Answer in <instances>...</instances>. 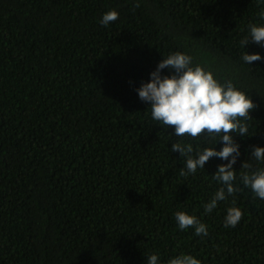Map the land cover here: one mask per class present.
Segmentation results:
<instances>
[{
    "label": "trees",
    "instance_id": "1",
    "mask_svg": "<svg viewBox=\"0 0 264 264\" xmlns=\"http://www.w3.org/2000/svg\"><path fill=\"white\" fill-rule=\"evenodd\" d=\"M109 10L119 18L102 26ZM261 11L264 0H0V264H147L150 254L264 264V199L240 180L244 162L264 167L251 157L264 147V47L241 44L249 24L264 25ZM175 52L255 105L248 135L232 134L242 190L208 214L222 186L212 175L227 161L185 177L171 147L223 142L177 137L136 91ZM244 53L262 59L247 64ZM233 206L243 216L225 227ZM177 211L208 235L180 230Z\"/></svg>",
    "mask_w": 264,
    "mask_h": 264
},
{
    "label": "clouds",
    "instance_id": "2",
    "mask_svg": "<svg viewBox=\"0 0 264 264\" xmlns=\"http://www.w3.org/2000/svg\"><path fill=\"white\" fill-rule=\"evenodd\" d=\"M135 7H139L138 4ZM264 19V11L259 13ZM119 13L109 10L102 15L100 24L108 26L118 20ZM249 34L241 40L244 47L251 38V42L264 47V25L249 24ZM241 59L251 64L260 61L258 53H244ZM193 58L181 52L169 54L157 64L155 71L150 73V79L141 83L136 89L141 101L148 103L151 117L166 127H173L177 137L185 135L198 138L203 134L219 136L223 142L222 148L217 151L214 147L200 150L199 145L194 150L192 144L173 143L171 150L179 152L185 157V164L180 169L181 176L195 174L198 168H204L210 158L217 157L227 163L217 165L212 179L222 186L214 193L209 202L203 205L204 213L208 214L217 207L219 201H225L228 196H234L241 191L234 185L236 171L233 165L239 157V145L233 140L234 133L241 137L248 135V125L242 121L252 119L250 110L255 108L252 100L245 93L236 89L231 81L223 84L214 79L213 73L205 71L200 65L192 67ZM174 70L171 75H161L163 69ZM217 142V141H216ZM195 151V155L193 153ZM251 157L257 164L264 163V147L253 145ZM241 168L247 171L241 173V183L244 188H250L255 197L264 199V167L254 168L250 162H244ZM233 204L235 201L233 200ZM180 230L194 229V235L207 236V225L196 216L184 211L174 213ZM243 216L238 207H229L224 218L225 227H235ZM159 256H147V264H158ZM167 264H201L191 255L181 254L168 260Z\"/></svg>",
    "mask_w": 264,
    "mask_h": 264
}]
</instances>
